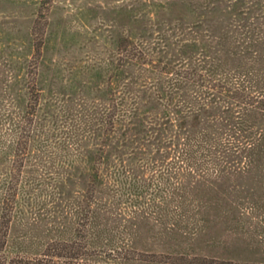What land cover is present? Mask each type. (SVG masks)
I'll return each instance as SVG.
<instances>
[{
  "label": "trees",
  "instance_id": "16d2710c",
  "mask_svg": "<svg viewBox=\"0 0 264 264\" xmlns=\"http://www.w3.org/2000/svg\"><path fill=\"white\" fill-rule=\"evenodd\" d=\"M56 3L23 0L0 81V264H137L144 236L237 221L235 192L253 206L264 176V0L104 4L111 23L70 60L50 52ZM65 5L82 25L92 9ZM177 245L169 264H257Z\"/></svg>",
  "mask_w": 264,
  "mask_h": 264
},
{
  "label": "rangeland",
  "instance_id": "374dc122",
  "mask_svg": "<svg viewBox=\"0 0 264 264\" xmlns=\"http://www.w3.org/2000/svg\"><path fill=\"white\" fill-rule=\"evenodd\" d=\"M120 1L122 0H56L57 3L51 13V26L56 39L50 40V52L54 56L60 54L70 60L72 54L78 55L80 51L83 54L92 48L93 44L90 45L92 40L89 39L93 34L92 30L100 32L111 23L112 13L110 10L100 8L101 5L109 4L113 7ZM66 3L72 6L92 7L91 10L83 12L85 18L82 17L85 21L83 25L78 21L80 15L73 16ZM30 16L23 0H0V81L16 72L20 40L24 30L30 25ZM80 18L79 20H82ZM77 48H80V51ZM244 179L240 178L239 181L243 182ZM258 180V185L256 184L254 189L256 203L253 206L248 203L249 192L244 191L250 190L247 184L242 183V187L240 186L242 192L239 194L235 192V195L240 196L242 205L230 208L229 211L240 217L237 221L210 223L205 234L193 239L178 240L184 248L181 250H187L192 255L231 259L238 263L264 264V176ZM243 194L246 197L242 200ZM223 210H226V207L218 212L221 213ZM14 234L17 235L18 232L13 231L12 235ZM144 237L136 243L140 252L136 250L132 255L133 258H138L137 264H169L175 261L171 254H176L177 246L180 247L176 240L165 236ZM91 253L94 254L92 260L96 263L110 264L111 259L103 257L102 252L93 250Z\"/></svg>",
  "mask_w": 264,
  "mask_h": 264
}]
</instances>
